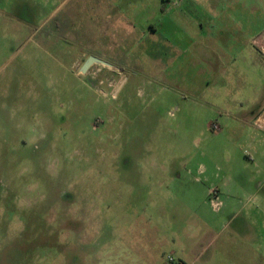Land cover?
I'll return each mask as SVG.
<instances>
[{
    "label": "rangeland",
    "instance_id": "374dc122",
    "mask_svg": "<svg viewBox=\"0 0 264 264\" xmlns=\"http://www.w3.org/2000/svg\"><path fill=\"white\" fill-rule=\"evenodd\" d=\"M256 38L264 0H0V264H264Z\"/></svg>",
    "mask_w": 264,
    "mask_h": 264
},
{
    "label": "crops",
    "instance_id": "0c3cea01",
    "mask_svg": "<svg viewBox=\"0 0 264 264\" xmlns=\"http://www.w3.org/2000/svg\"><path fill=\"white\" fill-rule=\"evenodd\" d=\"M260 38H256L252 41L251 47L252 49H254V51L256 52V54H258L260 57H262L264 59V49H262L261 47H259L258 45L256 46L255 43L259 40ZM258 49L259 51H257L256 49ZM252 158V157H250ZM260 173L255 172V178H257L259 176ZM248 181V180H247ZM193 264V263H192ZM200 264H254V262L252 260H220V261H211V260H205L202 261Z\"/></svg>",
    "mask_w": 264,
    "mask_h": 264
},
{
    "label": "water",
    "instance_id": "95a60500",
    "mask_svg": "<svg viewBox=\"0 0 264 264\" xmlns=\"http://www.w3.org/2000/svg\"><path fill=\"white\" fill-rule=\"evenodd\" d=\"M93 64H99L102 66H109L107 63L103 62L102 60L95 58V57H89L81 66L79 72L81 74H85L87 70L93 65Z\"/></svg>",
    "mask_w": 264,
    "mask_h": 264
},
{
    "label": "built area",
    "instance_id": "2783aa9c",
    "mask_svg": "<svg viewBox=\"0 0 264 264\" xmlns=\"http://www.w3.org/2000/svg\"><path fill=\"white\" fill-rule=\"evenodd\" d=\"M171 260V259H170Z\"/></svg>",
    "mask_w": 264,
    "mask_h": 264
}]
</instances>
